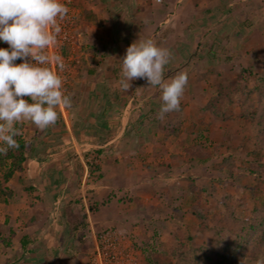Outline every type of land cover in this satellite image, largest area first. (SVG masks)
<instances>
[{
	"label": "crops",
	"instance_id": "obj_1",
	"mask_svg": "<svg viewBox=\"0 0 264 264\" xmlns=\"http://www.w3.org/2000/svg\"><path fill=\"white\" fill-rule=\"evenodd\" d=\"M245 22L246 0H84V72L73 82L88 91L69 94L46 129L20 121L26 159L0 194V264H86L104 231L137 234L177 211L195 169L211 165L197 138L214 133L211 95L183 93L179 111L158 119L161 89L136 78L123 90L121 60L152 39L171 53L166 81L185 72L186 86L204 89L218 49L246 53Z\"/></svg>",
	"mask_w": 264,
	"mask_h": 264
},
{
	"label": "rangeland",
	"instance_id": "obj_2",
	"mask_svg": "<svg viewBox=\"0 0 264 264\" xmlns=\"http://www.w3.org/2000/svg\"><path fill=\"white\" fill-rule=\"evenodd\" d=\"M70 9L75 42L73 50L62 53L65 60L70 59L62 87L66 95H81L88 88L73 79L84 72V0H71ZM245 23L246 53L227 56L218 49L213 55L215 81L204 89L185 86L184 90V94L211 95L205 109L215 110L209 113L214 133L208 138L198 130L197 136L198 144L209 148L207 153L202 151L203 161L211 163L209 171L208 167L195 169L189 195L180 200L177 211L155 215L153 223L142 226L137 234L122 235L126 254L133 256L131 264H167L178 259L185 264H220L214 250L223 252L225 246L217 247L218 240L230 230H239L234 219L250 217L258 208L264 222V83L258 81L264 77V0H246ZM210 40L217 47L240 45L236 38ZM0 47L8 45L0 42ZM25 137L30 139L27 132ZM195 204L203 208L205 220L189 211ZM258 235L239 248L229 247L230 260L225 264H254L258 256H264V229ZM90 263L91 257L86 264Z\"/></svg>",
	"mask_w": 264,
	"mask_h": 264
},
{
	"label": "clouds",
	"instance_id": "obj_3",
	"mask_svg": "<svg viewBox=\"0 0 264 264\" xmlns=\"http://www.w3.org/2000/svg\"><path fill=\"white\" fill-rule=\"evenodd\" d=\"M67 12L61 0H0V42L8 45L0 47V152L18 147L15 123L30 121L43 130L56 123L58 106H71L61 76L46 66L54 61L59 69L63 68L62 57H50L46 50L57 43L61 32L58 21ZM170 56L167 48L152 39H138L127 47L121 60L123 90L129 89L136 78H146L149 85L159 86L157 118L161 120L167 113L179 111L187 84L185 72L164 79V66ZM18 59L21 62L17 64ZM254 264H264V256H258Z\"/></svg>",
	"mask_w": 264,
	"mask_h": 264
},
{
	"label": "trees",
	"instance_id": "obj_4",
	"mask_svg": "<svg viewBox=\"0 0 264 264\" xmlns=\"http://www.w3.org/2000/svg\"><path fill=\"white\" fill-rule=\"evenodd\" d=\"M258 81L260 83H264V77H258ZM206 110H208L211 114H215V110L211 107L206 108ZM14 127L18 130V135L14 137L17 141L18 147L0 152V194L3 188H6L7 181L12 178L17 171L23 170L22 164L26 159L27 143L22 137L24 124L17 122ZM190 209L189 211H191L193 215L198 216L201 220H205L206 216L204 215V210L198 204L193 205ZM260 211V209L254 208L250 217H244L239 220L234 219L233 221L239 226V230L237 232L230 230V233H227L225 228H221L226 231L227 235H223L225 238L218 240L217 247L221 248L222 246H225L224 251L221 252L214 250L216 258L221 261L220 264H222V262L224 264L229 263L230 259L227 258L226 254L231 250L230 248H239L243 244H247L250 239L259 237L258 232H261V230L263 231L264 229V222L260 216ZM221 229L220 231H222ZM180 260L181 259H178L174 262L168 261L167 264H185Z\"/></svg>",
	"mask_w": 264,
	"mask_h": 264
},
{
	"label": "built area",
	"instance_id": "obj_5",
	"mask_svg": "<svg viewBox=\"0 0 264 264\" xmlns=\"http://www.w3.org/2000/svg\"><path fill=\"white\" fill-rule=\"evenodd\" d=\"M156 4H163L165 0H150ZM62 3L68 8V12L63 20L58 21L61 27V32L57 35V43L46 50V54L50 57L59 55L62 57L63 51L66 49L73 50L75 42V35L73 33V17L70 9L71 0H61ZM18 59L15 63H20ZM63 68L59 69L54 61L50 62L48 67L51 70L58 72L65 82L66 75L69 73L70 59L62 57ZM125 237L120 235L117 231L108 230L102 233L100 241L97 245L95 255L91 257L90 264H131L133 256L126 254L127 245ZM127 258V259H126Z\"/></svg>",
	"mask_w": 264,
	"mask_h": 264
}]
</instances>
